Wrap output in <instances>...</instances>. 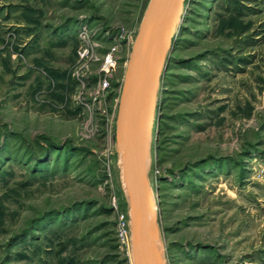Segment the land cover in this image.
<instances>
[{"label":"rangeland","instance_id":"374dc122","mask_svg":"<svg viewBox=\"0 0 264 264\" xmlns=\"http://www.w3.org/2000/svg\"><path fill=\"white\" fill-rule=\"evenodd\" d=\"M148 1L0 0V264H132L115 120ZM145 174L163 264H264V0H184Z\"/></svg>","mask_w":264,"mask_h":264},{"label":"water","instance_id":"95a60500","mask_svg":"<svg viewBox=\"0 0 264 264\" xmlns=\"http://www.w3.org/2000/svg\"><path fill=\"white\" fill-rule=\"evenodd\" d=\"M184 0H149L131 46L115 120V142L129 188L133 264H156L145 168L160 70Z\"/></svg>","mask_w":264,"mask_h":264},{"label":"built area","instance_id":"2783aa9c","mask_svg":"<svg viewBox=\"0 0 264 264\" xmlns=\"http://www.w3.org/2000/svg\"><path fill=\"white\" fill-rule=\"evenodd\" d=\"M114 49L112 51H109L105 54L102 63H101V67H100V71L102 73L101 77L98 78L97 80V90H99L100 92H104L107 91L110 87H111V83H110V75H111V71L114 68V65L116 63V57L114 54ZM86 51H83L80 54V57H84ZM118 223H117V237L118 240L124 244L127 241V234H128V223L126 221V217L124 216V214H119L118 215Z\"/></svg>","mask_w":264,"mask_h":264},{"label":"bare ground","instance_id":"6f19581e","mask_svg":"<svg viewBox=\"0 0 264 264\" xmlns=\"http://www.w3.org/2000/svg\"><path fill=\"white\" fill-rule=\"evenodd\" d=\"M181 12L178 14V18L180 16ZM177 23V22H176ZM120 155V165H121V172H122V178H123V185H124V189L125 192L128 196V200L130 199V194H129V188L125 182L124 176H123V160H122V156ZM150 195V193H149ZM131 214V213H130ZM148 217H149V222L153 223L152 224V230H151V234H152V240L154 243V251H155V257H156V264H163V260H162V252L160 249V245L158 244V240H157V232L155 229V218H154V213L152 211V206H151V201H150V206H149V210H148ZM130 230L132 229V223H131V216H130ZM131 255H132V264H133V253H132V235H131Z\"/></svg>","mask_w":264,"mask_h":264}]
</instances>
